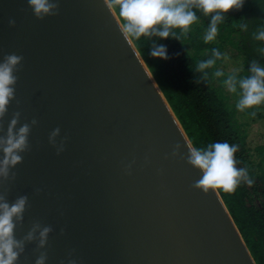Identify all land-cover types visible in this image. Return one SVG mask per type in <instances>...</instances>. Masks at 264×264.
Masks as SVG:
<instances>
[{
    "label": "water",
    "instance_id": "95a60500",
    "mask_svg": "<svg viewBox=\"0 0 264 264\" xmlns=\"http://www.w3.org/2000/svg\"><path fill=\"white\" fill-rule=\"evenodd\" d=\"M58 2V15L38 19L28 0H0V62L23 57L0 135L17 111V130L38 121L0 192L28 196L16 239L35 222L53 228L16 264L41 251L46 264H257L219 190L192 187L203 175L187 162L194 145L115 9Z\"/></svg>",
    "mask_w": 264,
    "mask_h": 264
},
{
    "label": "clouds",
    "instance_id": "9594fccd",
    "mask_svg": "<svg viewBox=\"0 0 264 264\" xmlns=\"http://www.w3.org/2000/svg\"><path fill=\"white\" fill-rule=\"evenodd\" d=\"M245 0H106L107 7L117 9L123 20L121 31L126 40L129 38L140 39L158 37L167 39L169 36L179 38L187 36L192 31V26L197 23L199 17L197 10L204 16H210V24L203 37L205 43L215 40L218 33V24L225 19V14L233 9L243 7ZM35 16L44 19L46 16L59 14L58 0H28ZM15 26L14 19L9 21ZM247 29V24L242 25ZM179 30V34L175 30ZM255 40L264 42V28H261L254 36ZM264 54V48L260 49ZM154 57L168 59L167 48L157 42L152 43L151 53ZM219 49L212 50V57L199 61L195 70L203 74V79L209 76V69L215 67L217 60L222 59ZM23 57L15 53L4 56L0 62V120L5 116L10 102L15 98V87ZM250 74L239 77L237 73L229 74L223 80V85L231 93L238 94L239 99L236 108L243 112L264 105V66L253 61L249 69ZM212 75L222 77L225 73L216 69ZM251 115L255 116L253 111ZM21 113L15 112L7 129V134L0 135V184L9 180H15L16 173L12 171L17 164L23 161L20 153L29 150L28 137L31 127L38 121L33 119L31 124L25 123L17 130ZM2 131V125H0ZM60 128H55L49 135V143L57 149V154L64 151V141L57 144ZM67 137L64 138L66 140ZM180 144H176L171 153L172 157L180 156ZM189 153L187 162L202 171L203 175L192 187L209 193L210 190H222L225 193H233L241 182L249 185L253 181L249 178L246 169L236 166L235 153L237 146L229 143H212L206 148L193 147L188 144ZM168 158L167 156L165 157ZM147 159V158H146ZM129 174L131 164L126 169ZM162 171V170H161ZM39 192L40 189H37ZM28 205V196L22 195L9 203L6 192H0V264H16L19 256L25 251L27 242L38 241L37 248L44 249L48 242L49 234L53 228L43 226L39 222L33 223L31 229L22 239H16L15 229L17 223L24 221V212ZM63 232V229L61 230ZM47 251H41L35 264H46ZM68 264H77L70 259Z\"/></svg>",
    "mask_w": 264,
    "mask_h": 264
},
{
    "label": "trees",
    "instance_id": "16d2710c",
    "mask_svg": "<svg viewBox=\"0 0 264 264\" xmlns=\"http://www.w3.org/2000/svg\"><path fill=\"white\" fill-rule=\"evenodd\" d=\"M115 11L119 16L118 10ZM197 15L199 19L192 26V31L180 39L169 36L167 39L141 37L132 40L194 147L206 148L217 142L237 146L236 166L246 169L253 183L241 182L233 193L219 192L256 263L264 264V144L254 151L249 148L237 110L228 105L223 91V80L229 74L220 78L221 85L212 75L224 61L227 43L236 47L244 64L237 74L239 77L250 74L253 61L264 66V54L260 52L264 42L254 38L264 28V0H245L242 8L225 14L224 21L218 24V37L209 43H205L203 37L210 24V16H204L199 10ZM244 24H247V29L242 27ZM175 31L179 34L178 29ZM153 42L166 46L168 59L150 54ZM213 49H219L223 58L208 70L209 76L205 80L195 68L199 61L212 57ZM259 107L264 109V105ZM259 116L264 118V113Z\"/></svg>",
    "mask_w": 264,
    "mask_h": 264
},
{
    "label": "rangeland",
    "instance_id": "374dc122",
    "mask_svg": "<svg viewBox=\"0 0 264 264\" xmlns=\"http://www.w3.org/2000/svg\"><path fill=\"white\" fill-rule=\"evenodd\" d=\"M193 28V27H192ZM217 33L216 38L218 37ZM219 41V40H218ZM225 58L218 69L222 70L225 75L232 72L239 73L243 68L242 60L239 58L238 50L232 43H227L224 48ZM221 77H216V83L221 85ZM223 91L226 95L228 105L232 109L237 110V118L242 123L243 129L246 131L247 144L253 151L254 149L264 144V118L260 117L259 114L264 113V109L256 107L253 109H246L243 112L236 108L237 101L239 99L238 94L231 93L223 85ZM255 111L256 115L253 116L251 113Z\"/></svg>",
    "mask_w": 264,
    "mask_h": 264
},
{
    "label": "flooded vegetation",
    "instance_id": "af4514ba",
    "mask_svg": "<svg viewBox=\"0 0 264 264\" xmlns=\"http://www.w3.org/2000/svg\"><path fill=\"white\" fill-rule=\"evenodd\" d=\"M243 67H244V64H243Z\"/></svg>",
    "mask_w": 264,
    "mask_h": 264
}]
</instances>
